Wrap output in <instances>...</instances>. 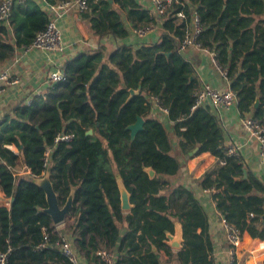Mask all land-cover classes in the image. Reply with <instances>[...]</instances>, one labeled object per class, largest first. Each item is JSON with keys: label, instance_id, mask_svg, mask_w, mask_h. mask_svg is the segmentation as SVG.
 <instances>
[{"label": "trees", "instance_id": "trees-1", "mask_svg": "<svg viewBox=\"0 0 264 264\" xmlns=\"http://www.w3.org/2000/svg\"><path fill=\"white\" fill-rule=\"evenodd\" d=\"M39 1L14 3L6 22H0V64L27 48L51 19ZM45 1L54 6L73 0ZM192 10L202 30L198 42L215 55L240 117L248 114L264 123V0H177L157 41L136 48L125 42L127 24H155L147 10L137 0H88L80 17L90 35L98 41L110 36L117 45L69 58L65 81L33 96L28 105L20 100L0 121V189L13 198L8 207L0 206V252L8 251V264H72L53 245L57 234L43 212L45 192L32 179L46 171L44 152L61 132L72 137L54 148L48 173L60 206L74 189L70 230L76 250L88 255L102 245L116 255L115 264H163L160 251L167 263L215 264L209 217L195 188L211 194L225 223L264 240L263 182L240 155L227 154L219 115L208 105L192 109L201 84L175 40ZM181 11L185 19L177 17ZM156 105L165 109L171 128L164 114L157 116ZM137 116L143 129L131 139L126 128ZM89 129L92 135L86 134ZM202 153L214 162L195 185L174 184L184 169L182 159ZM21 168L31 178L19 175ZM117 176L130 194L128 211L120 207ZM176 223L183 246L172 250L163 241ZM142 225H150L156 250L137 241ZM43 229L49 245L39 249Z\"/></svg>", "mask_w": 264, "mask_h": 264}, {"label": "crops", "instance_id": "crops-1", "mask_svg": "<svg viewBox=\"0 0 264 264\" xmlns=\"http://www.w3.org/2000/svg\"><path fill=\"white\" fill-rule=\"evenodd\" d=\"M75 1L61 10L52 9L45 0H40L39 4L42 9L50 14L51 19H55L57 26L62 34V51L50 52L34 47L18 49L15 55L8 61L0 64V73L8 71L13 78H19V84H5L0 82V121L20 100H31L38 94L45 93L47 87L46 79L49 72L58 64H64L69 58L76 56L82 51L95 50L99 46L104 47L107 51H111L117 44L112 37L107 36L99 41L92 37L89 33L86 22L80 17V12L75 5ZM144 9H147L150 0H137ZM159 26V23H158ZM159 31L148 34L145 38L130 33L125 42L132 47H139L143 43H154L157 41ZM187 61L191 62L196 71V77L200 84H209L218 89H226L227 80L223 76L221 70L213 63L208 52L198 50H188L184 54ZM222 123L224 131V146L228 144H236L239 155L250 171L259 178L264 184V162L259 159V146L257 141L247 135L240 122V115L236 109V105L229 109H222L216 112ZM167 125L171 128V123ZM10 148L14 151L13 146ZM214 162V157L209 153H202L192 158H183L182 163L184 169L172 179L175 184L185 186H194L195 180L199 178L204 171ZM18 174L27 178H31L30 171L19 169ZM49 178L46 171L38 178H32L37 184H42L45 179ZM196 196L205 208L209 217V229L213 239V257L215 264H229L228 250L226 244V231L222 223V219L215 210V204L208 191L195 188ZM74 189L71 190L69 197L73 198ZM10 199L6 198L0 189V206L8 207ZM70 216V215H69ZM70 224L67 228L64 223L67 218L60 224L54 225V229L60 230L64 234L71 237L74 247V238L71 235V227L74 223L73 217H70ZM137 241H145L148 244L156 245L151 234L150 225H142L137 234ZM79 264H99L98 260H93L94 252L84 254L82 251L76 250ZM162 257L163 264H179L176 262L167 263L168 257L159 252ZM238 259L241 264H264V240L252 238L248 233L242 234L241 244L238 250Z\"/></svg>", "mask_w": 264, "mask_h": 264}, {"label": "built area", "instance_id": "built-area-1", "mask_svg": "<svg viewBox=\"0 0 264 264\" xmlns=\"http://www.w3.org/2000/svg\"><path fill=\"white\" fill-rule=\"evenodd\" d=\"M23 1L25 0H0V22H6L14 3H22ZM87 1L88 0L75 1V5L77 6L79 12H84L87 10ZM175 2H177V0H150L149 6L146 10L149 17L155 19V24L140 28H133L128 23V31L130 33H134L136 36L141 38H145L148 34L153 33L157 30L160 32L161 23L164 20L166 13ZM68 4L69 2L59 3L57 5L52 6V9L61 10L64 9ZM176 15L179 19H185V15L182 11L178 12ZM201 31L202 30L199 24L197 13L195 10H192L190 14V21L185 24L182 36L175 37V40L178 44V49L182 54H184L188 50L208 52L212 58L213 63L217 66V63L214 59L215 55L213 54V52H209L206 49L202 48L200 43L198 42V38ZM29 47H34L50 52L62 51V34L56 24L55 19H50L48 21L45 28L36 34L32 43L27 48ZM221 72L224 76V72L222 70ZM65 79L66 76L64 72V64H58L49 72L47 76V87H51L53 84L63 82L65 81ZM0 82L5 84H19L20 80L19 78L11 77L8 71H4L0 73ZM30 101V99L27 100L26 104L28 105ZM236 103V96L228 88V86L226 89H218L210 86L209 84H201L194 93V105L192 109L208 105L213 109V111L218 112L222 109H229L235 106ZM156 108L157 116H160V118L162 119V114H164L168 124L171 123L167 119L165 109L160 108L157 105ZM240 122L244 132L247 135L252 136L257 141V144L259 146L258 156L259 159L264 162V123L260 122L258 119L248 114L243 116L240 119ZM71 137V134L64 132H61L56 135L53 143L50 147L47 148L43 155V167L44 169H46V171L48 169L49 160L54 148L59 142H68ZM225 150L228 155L239 156V149L236 144L231 143L226 145ZM222 223L226 231V244L228 250L229 264H241L240 260L238 259V250L241 244L242 235L236 228L225 223L224 220H222ZM54 232L57 234L56 242L53 244L54 247L59 248L72 264H79V260L74 250L71 237L64 234L63 232H60V230L58 229H54ZM46 245H49V234L45 231V229H43V242L38 246V248L41 249ZM95 254L97 256L99 264H115L116 255L113 252L111 253L105 248H99ZM8 256V251L0 252V264H8Z\"/></svg>", "mask_w": 264, "mask_h": 264}, {"label": "water", "instance_id": "water-1", "mask_svg": "<svg viewBox=\"0 0 264 264\" xmlns=\"http://www.w3.org/2000/svg\"><path fill=\"white\" fill-rule=\"evenodd\" d=\"M130 93L133 94L134 91L130 90ZM257 107H258V100H256V102L253 105V108H257ZM143 124H144V120L142 119V117L137 116L135 122L126 128L127 130L130 131L131 139H133L135 135L143 129ZM92 133H93L92 129H89L86 132L87 135H92ZM144 171L149 175L150 178H153L155 176V172L151 167L144 168ZM47 172H48V169H47ZM37 185L40 188H42L43 191L45 192V199H46L47 207L43 210V212L50 216L53 225H58L62 223L65 220V218L68 215H70L73 198L68 197L66 202L63 204V206H60L58 203L57 196L55 192L53 191L49 178L45 179L42 184L40 185L37 184ZM117 185H118V189L120 193V207L123 211H128L132 208V205L129 200L130 194L124 187L119 176H117ZM12 201H13V198H10V202ZM263 221H264V216H263ZM163 243L172 250H179L182 248L183 236H182L181 226L179 223L175 224L173 232H170V233L168 232L166 234ZM152 249L156 250V247L152 246Z\"/></svg>", "mask_w": 264, "mask_h": 264}, {"label": "rangeland", "instance_id": "rangeland-1", "mask_svg": "<svg viewBox=\"0 0 264 264\" xmlns=\"http://www.w3.org/2000/svg\"><path fill=\"white\" fill-rule=\"evenodd\" d=\"M62 206H63V205H62ZM70 217H72V216H71V215H70V216L68 215V216L66 217L67 220H66L65 223H64V227H65V228H67L68 225L70 224V219H71ZM66 218H65V219H66ZM100 248H105L107 251H109V252L112 253L111 249H108V248H106V247H104V246H102V245L100 246Z\"/></svg>", "mask_w": 264, "mask_h": 264}]
</instances>
